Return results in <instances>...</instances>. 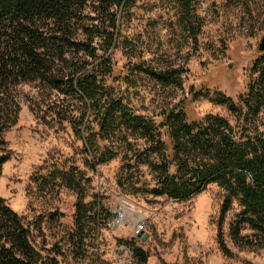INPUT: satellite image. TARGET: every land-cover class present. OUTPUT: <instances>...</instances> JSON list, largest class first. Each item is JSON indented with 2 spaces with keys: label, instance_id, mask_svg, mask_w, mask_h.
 Listing matches in <instances>:
<instances>
[{
  "label": "trees",
  "instance_id": "trees-1",
  "mask_svg": "<svg viewBox=\"0 0 264 264\" xmlns=\"http://www.w3.org/2000/svg\"><path fill=\"white\" fill-rule=\"evenodd\" d=\"M135 1L0 0V133L17 121L19 85L34 82L56 92L57 102L49 109L53 115L61 111L74 135L83 140L82 165L60 167L55 162L40 166L31 177L40 187L62 184L76 192L71 225L57 223L53 211L24 221L0 196V264H69L68 257L97 255L100 220L111 215L102 214L88 170L118 153L115 182L121 192L186 201L214 183L221 193L215 219L220 252L233 256L223 223L234 203L229 239L241 248L264 249V50L251 62L245 89L235 97L218 89L215 94L189 90L193 100L203 95L225 105L235 121L218 113L189 118L186 98L138 110L123 90L107 81L114 77L113 47L122 45L132 57L128 73L113 79L127 81L129 74L140 72L163 86L180 87L181 69L150 66L122 31ZM172 1L179 8L178 24L195 35L201 24L196 0ZM63 97L76 107L62 104ZM8 158L7 151L0 152V176ZM43 220L53 227L56 223L60 234L48 244L43 239L37 244L32 231L42 233ZM137 240L119 239L143 262L148 254L135 245Z\"/></svg>",
  "mask_w": 264,
  "mask_h": 264
},
{
  "label": "rangeland",
  "instance_id": "rangeland-1",
  "mask_svg": "<svg viewBox=\"0 0 264 264\" xmlns=\"http://www.w3.org/2000/svg\"><path fill=\"white\" fill-rule=\"evenodd\" d=\"M201 24L193 32L178 24L179 8L172 0H136L122 31L140 49L147 64L157 68L181 69V86H163L147 75L134 72L127 81L113 79L128 73L132 57L122 45L111 50L113 76L108 82L121 89L138 110H154L158 104L186 98L189 118L218 113L235 121L225 105L200 95L190 98L191 88L215 94L216 89L235 97L245 89L248 69L258 56L257 44L264 34L263 0H196ZM20 110L14 125L0 133V152H8L0 176V196L24 221H31L47 211L58 214L57 223L73 222L76 192L62 184L44 188L31 177L40 166L52 163L62 167L74 162L82 165L83 140L74 135L72 125L60 115H53L49 104L56 101L54 90L38 87L34 82L19 85ZM60 96V95H59ZM61 97V96H60ZM69 108L77 104L63 97ZM93 117L89 113L88 118ZM121 153L88 170L92 191L101 199V212L110 219L100 220L97 255L67 260L69 264H264V249L241 248L228 237V221L235 203L223 223L225 242L233 253L224 256L215 241V219L221 193L214 183L189 199L173 200L145 193H123L115 178ZM58 167V166H57ZM90 190V191H91ZM88 198V197H87ZM141 225L147 238L134 234ZM52 223L41 222L42 233L32 231L34 241L52 242L60 232ZM140 231V230H139ZM135 236V245L148 254L138 261L131 248L120 238ZM97 259L95 260V257Z\"/></svg>",
  "mask_w": 264,
  "mask_h": 264
},
{
  "label": "water",
  "instance_id": "water-1",
  "mask_svg": "<svg viewBox=\"0 0 264 264\" xmlns=\"http://www.w3.org/2000/svg\"><path fill=\"white\" fill-rule=\"evenodd\" d=\"M257 48L261 51L264 50V34L260 36L257 44ZM137 236L140 238L141 241H144L147 238V233L141 229L139 231V234H137Z\"/></svg>",
  "mask_w": 264,
  "mask_h": 264
},
{
  "label": "built area",
  "instance_id": "built-area-1",
  "mask_svg": "<svg viewBox=\"0 0 264 264\" xmlns=\"http://www.w3.org/2000/svg\"><path fill=\"white\" fill-rule=\"evenodd\" d=\"M142 229V226L141 225H135V229H134V234H137L139 232V230Z\"/></svg>",
  "mask_w": 264,
  "mask_h": 264
}]
</instances>
